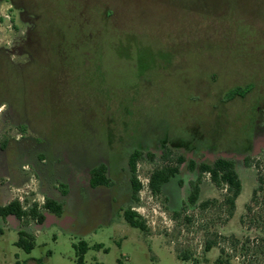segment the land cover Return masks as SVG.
<instances>
[{
  "label": "rangeland",
  "instance_id": "374dc122",
  "mask_svg": "<svg viewBox=\"0 0 264 264\" xmlns=\"http://www.w3.org/2000/svg\"><path fill=\"white\" fill-rule=\"evenodd\" d=\"M32 1L42 21L64 35L66 81L52 100L26 94L29 110L20 118L32 125L35 143L47 140L48 156L57 153L60 165L65 158L112 159L113 150L122 151L130 141L136 145L144 131L156 139L161 127L171 136L183 135L190 124L226 139L250 136L251 98L264 92V0L209 4L215 17L197 15L195 0ZM6 7L0 0V42L8 33ZM48 56L53 58L51 48ZM254 72L259 81L251 94L225 100L231 85ZM13 82L7 86L14 97ZM255 160L262 165L261 158ZM138 164L144 179L149 165ZM54 168L31 172L19 188L0 190V205L10 198L25 206L41 202L38 183L48 190ZM253 176L245 172L232 215L224 192L209 182L201 187L205 205L172 215L162 194L140 187L135 208L145 230L110 220L105 212L67 226L43 221L30 231L29 252L16 245L17 229H34L36 222L0 217V264H77L73 245L80 240L88 246L83 264H264V193L252 195Z\"/></svg>",
  "mask_w": 264,
  "mask_h": 264
},
{
  "label": "flooded vegetation",
  "instance_id": "af4514ba",
  "mask_svg": "<svg viewBox=\"0 0 264 264\" xmlns=\"http://www.w3.org/2000/svg\"><path fill=\"white\" fill-rule=\"evenodd\" d=\"M1 1L7 3L9 25L8 33L0 42V190L9 191L10 185L19 188L21 183L31 179L32 174H39L40 169L49 167L52 169L54 168L52 166L56 165L51 177L49 175V189L43 191L40 182L38 183L41 190L39 191L44 194L43 200L38 204L34 202L35 200L33 201L43 211V221L46 225L50 222L60 225L64 223L67 226L72 222L84 221L90 214L96 219L100 218L104 212L110 220L115 217L117 221L123 219L126 222L124 212L127 209L137 213L135 197L138 198L139 191L137 194L134 193L133 178L135 177L140 183L139 161H145L149 165L146 175L147 184H149L151 172L156 167L177 165V172L161 187V194L167 200L166 209L171 215L184 207L191 209L206 202L207 200H200L201 187L205 182L224 192L222 201L231 196L232 192L227 183L219 185L212 180L209 172L207 178L204 177V172H201L203 164L213 166L221 159L231 162L240 186L238 194L233 199L231 215L237 200L242 195L245 172L251 171L254 175L255 186L252 195L257 192L264 193V92L259 91L255 92L251 98L254 102L249 106L252 115L249 137L226 139L216 130L204 132L199 126L190 124L188 125L190 128L184 129L183 135L180 133L171 136V130L165 129L169 140L194 138L192 146L188 149L171 147L168 157L165 156L167 150L161 147L162 133L156 134L158 137L154 139L155 136L148 137V133L144 131V137L139 138L136 145H130V141L122 151L113 150L116 156L112 159L105 155L96 156L88 162L65 158L66 164L60 165L57 153L52 158L48 156L47 140L35 143L33 141L35 138L30 134L35 132L32 125L20 116L29 110L26 94L32 95L35 92L44 99L52 100L59 94L57 93L58 85L62 82L65 84L66 70L63 64L68 56L61 47L64 35L60 32L61 30L59 32L55 30L54 25L47 19L42 21L41 14L33 9L32 0ZM219 2L223 0H195L193 4L197 15L215 17L208 6ZM173 3L180 5L178 2ZM50 48L52 59L48 56ZM256 69L258 66L255 67ZM49 74L51 76H48ZM256 74L258 73L254 72L253 75L248 76L241 85H231L227 95L235 89H241L242 92H238L231 98L226 95L225 100L245 98L251 94L259 81L258 78L255 83L253 79ZM63 78L64 81H62ZM211 78L213 79V76ZM13 80L16 84L13 89L18 90L17 96L14 95V97L10 95L11 89L7 86L9 81ZM199 134L202 136L199 137ZM26 139L29 140L26 142ZM28 156L30 159L27 158ZM41 156H45L47 162H43ZM132 157H138L134 170L131 166ZM260 158L263 161L262 165L255 160ZM196 186L198 187L197 199L192 204L189 198ZM46 198L60 204L58 213L43 208ZM12 200H18L24 208L25 205L19 198L3 200L0 206ZM175 202L176 206L173 207ZM31 204H27L26 208ZM41 223L36 222L37 225ZM26 227L32 230V226Z\"/></svg>",
  "mask_w": 264,
  "mask_h": 264
},
{
  "label": "trees",
  "instance_id": "16d2710c",
  "mask_svg": "<svg viewBox=\"0 0 264 264\" xmlns=\"http://www.w3.org/2000/svg\"><path fill=\"white\" fill-rule=\"evenodd\" d=\"M238 92H242L241 89H235L233 92H231L229 95H227L229 98L233 97V95L237 94ZM166 128L161 127L160 133L161 135V147H163V150L166 149L167 152L165 153V156L168 157V152H171V147H183V148H190L192 146V137L191 138H174L169 140V136L165 130ZM202 134H199V137H201ZM170 141V143H169ZM150 153V152H149ZM152 156V154H150ZM138 158V157H137ZM137 158L132 157L131 160V166L134 170L135 163ZM177 172V165H168L166 166H158L156 167L149 176V189L151 191V194L153 196H158L161 194V187L162 185L167 182V180L172 177ZM201 172H209L211 174L212 180L217 184L227 183L229 190L232 192L231 196H229L225 202L228 204L229 209L231 210L233 207V199L238 194L240 186L239 182L236 178L235 172L232 169L231 162L229 160L221 159L218 161L215 165H209V164H203L201 167ZM141 187V184L139 181L136 180V178H133V188L134 193L137 194ZM198 194V187L196 186L194 188V191L190 195L189 201L190 203L194 204L197 199ZM136 202L138 201L137 196L135 197ZM206 202L202 203V205H205ZM43 208L47 211L58 213L60 211V204L54 200H51L49 198H46L43 204ZM177 214V213H176ZM7 216H14L17 219L22 218H29L33 219L37 223H41L44 219V213L36 203L31 204L27 208H23L22 205L18 200H12L8 204L4 206H0V217L6 218ZM124 219L127 222L128 225L132 227H136L140 230H145V222L140 218V216L130 210L127 209L124 212ZM18 238L16 241V245L24 249L26 252H29L33 247V234H31L29 231L26 230H19L18 232ZM76 250V256H77V264H83V253L87 249V244L84 240L78 241L77 244L73 245ZM210 247V243L207 242L205 245V249H208ZM184 257V255H182ZM184 259V258H183Z\"/></svg>",
  "mask_w": 264,
  "mask_h": 264
},
{
  "label": "built area",
  "instance_id": "2783aa9c",
  "mask_svg": "<svg viewBox=\"0 0 264 264\" xmlns=\"http://www.w3.org/2000/svg\"><path fill=\"white\" fill-rule=\"evenodd\" d=\"M203 175H204V177L207 178L209 176V173L208 172H204ZM139 180H140V183H141V187L146 189L150 193L149 188H148V184H147V178H144V179L139 178ZM24 208H26V206H24Z\"/></svg>",
  "mask_w": 264,
  "mask_h": 264
},
{
  "label": "crops",
  "instance_id": "0c3cea01",
  "mask_svg": "<svg viewBox=\"0 0 264 264\" xmlns=\"http://www.w3.org/2000/svg\"><path fill=\"white\" fill-rule=\"evenodd\" d=\"M8 217H10V216H8ZM11 217H14V216H11ZM9 221H10V219H9ZM28 226L31 227L32 224H29ZM37 226H38V225H35L36 228H34V229H32V230H34V231L36 232V231L38 230V227H37ZM26 228H28V227H20L19 229H17V232H18L19 230H21V229L26 230V231H29V232L31 231V229L28 230V229H26ZM34 231H32V232H34ZM35 232H34V233H35ZM34 233H33V234H34Z\"/></svg>",
  "mask_w": 264,
  "mask_h": 264
}]
</instances>
